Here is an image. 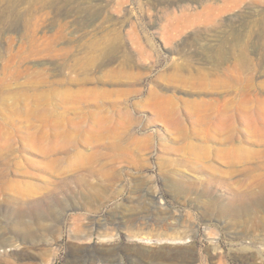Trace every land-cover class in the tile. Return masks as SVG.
<instances>
[{"label":"rangeland","instance_id":"obj_1","mask_svg":"<svg viewBox=\"0 0 264 264\" xmlns=\"http://www.w3.org/2000/svg\"><path fill=\"white\" fill-rule=\"evenodd\" d=\"M263 148L264 0H0V264H264Z\"/></svg>","mask_w":264,"mask_h":264},{"label":"bare ground","instance_id":"obj_2","mask_svg":"<svg viewBox=\"0 0 264 264\" xmlns=\"http://www.w3.org/2000/svg\"><path fill=\"white\" fill-rule=\"evenodd\" d=\"M249 118V117H248ZM264 149V148H263ZM262 175H264V173H262ZM261 175V176H262ZM259 195L256 197V202L257 203H262L264 202V177L260 179L259 182ZM135 212V211H134ZM138 214V213H137ZM138 216V215H137ZM140 216V215H139Z\"/></svg>","mask_w":264,"mask_h":264}]
</instances>
